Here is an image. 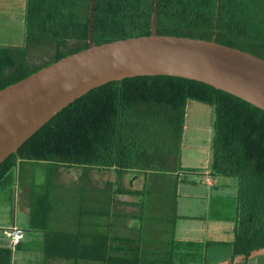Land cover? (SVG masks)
<instances>
[{
  "label": "trees",
  "instance_id": "obj_1",
  "mask_svg": "<svg viewBox=\"0 0 264 264\" xmlns=\"http://www.w3.org/2000/svg\"><path fill=\"white\" fill-rule=\"evenodd\" d=\"M90 5L91 0H26L25 45L0 46V91L87 49ZM154 5L155 0H96L94 43L150 35ZM158 5V34L211 40L217 29L218 43L264 59V0H159ZM42 46L48 59L32 61L31 47ZM190 101L213 109L211 173L233 180L237 190L231 217L235 216V238L219 244H231L233 258L249 261L264 250V111L200 81L138 76L93 89L0 164V190L14 185L26 162L52 169L64 164L115 170L121 179L132 171L173 168L172 163L179 165ZM39 202L32 209L34 228H40L35 224L44 218ZM54 240L55 235L49 236L47 246ZM185 245L188 252H195L191 261L200 262L202 257H197L207 245ZM11 257V249L0 248V264H11ZM105 263L176 264L177 260L170 254L153 259L111 256Z\"/></svg>",
  "mask_w": 264,
  "mask_h": 264
},
{
  "label": "crops",
  "instance_id": "obj_2",
  "mask_svg": "<svg viewBox=\"0 0 264 264\" xmlns=\"http://www.w3.org/2000/svg\"><path fill=\"white\" fill-rule=\"evenodd\" d=\"M205 111L210 114L207 124L213 132V109L189 102L181 150L190 114L197 121L198 114ZM207 158L205 170L184 166L181 156L173 168L132 171L122 179L115 170L54 164L51 173L58 182L56 189L37 197L29 183L22 184L25 172L19 170L10 187H15V217L13 209L11 213L8 209L11 216L0 219V230L15 225L25 231V237L15 250L0 238V248L11 249V264H106L111 256L153 259L169 254L176 264H207L212 247L217 248L211 243L226 242L213 238L219 220H226L220 219L214 202L237 194L233 180L212 176V152ZM62 187L68 189V202L60 207L57 200L65 201V193H59ZM39 200L44 218L35 225L41 229L31 222L32 203ZM52 235L56 240L47 246ZM193 242L207 245L197 257H202L199 263L191 261L195 252H188L185 245Z\"/></svg>",
  "mask_w": 264,
  "mask_h": 264
},
{
  "label": "water",
  "instance_id": "obj_3",
  "mask_svg": "<svg viewBox=\"0 0 264 264\" xmlns=\"http://www.w3.org/2000/svg\"><path fill=\"white\" fill-rule=\"evenodd\" d=\"M159 0L151 34L96 45L91 0L89 47L0 91V164L75 100L109 82L175 76L209 84L264 111V59L216 41L160 35Z\"/></svg>",
  "mask_w": 264,
  "mask_h": 264
},
{
  "label": "rangeland",
  "instance_id": "obj_4",
  "mask_svg": "<svg viewBox=\"0 0 264 264\" xmlns=\"http://www.w3.org/2000/svg\"><path fill=\"white\" fill-rule=\"evenodd\" d=\"M26 2L25 0H0V46H23L26 43L25 40V26H24V16H26ZM45 47H31L30 56L32 61L41 62L47 60L48 56H43L46 53ZM51 54V53H50ZM208 111L200 112L195 121L193 114H190L189 120L187 122L185 143L180 149V157H183V164L188 168L195 170H205L208 167V155L212 152V141H213V132L209 129L210 126L207 124L209 119ZM195 122H197L195 124ZM208 148V149H207ZM177 152V151H176ZM172 159H176V153L172 154ZM171 166H175V163H172ZM167 167V165H165ZM56 169V168H55ZM52 166L47 164L36 165L33 163H26L20 168V172H25V182L22 181V184H28L33 188L35 196L37 197L38 193L41 194L47 189L53 192L57 185L56 176L51 173ZM58 180H62L59 178ZM51 184V186H49ZM49 186V187H48ZM55 188H54V187ZM8 188L7 190H0V219H5L6 216L10 217V213L13 209V218L14 214V201H15V187ZM65 193V201L57 200V206H64L68 202V189L60 188L59 193ZM13 203V204H12ZM56 204V203H55ZM217 209L219 210L220 219L227 217L232 220H219L220 225L216 228V233L213 235L214 240H225L228 243H231L235 238V216L233 211L236 209V202L233 198L221 199L220 201L214 202ZM35 204L32 203V207ZM10 209L7 212V210ZM164 236V235H163ZM0 238L3 241L11 243L10 238H6V231L0 230ZM217 248L211 249L209 252V258H207V264H264V250L256 252L252 255L249 261H246L243 258H233L232 246L231 244H219L215 243ZM210 251V250H209ZM198 259L195 260V262ZM203 261V260H201ZM199 263V262H196Z\"/></svg>",
  "mask_w": 264,
  "mask_h": 264
},
{
  "label": "built area",
  "instance_id": "obj_5",
  "mask_svg": "<svg viewBox=\"0 0 264 264\" xmlns=\"http://www.w3.org/2000/svg\"><path fill=\"white\" fill-rule=\"evenodd\" d=\"M6 231V237L11 239L10 247L15 249L23 240L25 231L17 226H12Z\"/></svg>",
  "mask_w": 264,
  "mask_h": 264
},
{
  "label": "clouds",
  "instance_id": "obj_6",
  "mask_svg": "<svg viewBox=\"0 0 264 264\" xmlns=\"http://www.w3.org/2000/svg\"><path fill=\"white\" fill-rule=\"evenodd\" d=\"M24 22H25V20H24ZM14 226H15V225H14ZM5 230H7V229H3L2 231H5ZM24 237H25V236H24ZM23 239H24V238H23ZM19 245H20V244H19ZM19 245H18V246H19ZM18 246H17V247H18ZM17 247H16L15 249H17ZM9 248H11V247H9ZM11 249H12V248H11ZM15 249H12V250H15Z\"/></svg>",
  "mask_w": 264,
  "mask_h": 264
}]
</instances>
